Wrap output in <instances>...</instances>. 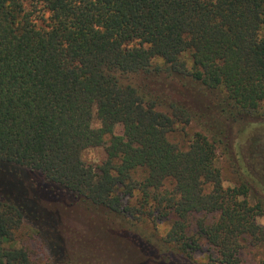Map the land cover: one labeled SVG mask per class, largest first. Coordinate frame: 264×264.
Returning <instances> with one entry per match:
<instances>
[{
	"label": "trees",
	"instance_id": "16d2710c",
	"mask_svg": "<svg viewBox=\"0 0 264 264\" xmlns=\"http://www.w3.org/2000/svg\"><path fill=\"white\" fill-rule=\"evenodd\" d=\"M263 103L264 0H0V264H33L9 244L24 226L51 264L194 263L130 228L96 241L59 222L96 209L170 219L167 242L242 264L264 227L216 160Z\"/></svg>",
	"mask_w": 264,
	"mask_h": 264
},
{
	"label": "rangeland",
	"instance_id": "374dc122",
	"mask_svg": "<svg viewBox=\"0 0 264 264\" xmlns=\"http://www.w3.org/2000/svg\"><path fill=\"white\" fill-rule=\"evenodd\" d=\"M197 98V95H194ZM194 97V101L196 100ZM199 102L198 100L196 103ZM196 105V106H195ZM198 104L194 106L197 107ZM93 126L99 127L100 121L94 117ZM187 130L193 132L197 130L196 124L190 125ZM114 133L123 135L124 128L117 124ZM183 134L178 128L169 134L172 142L184 143ZM109 138V137H108ZM228 155L221 151L217 154V165L222 171V180L225 187L240 186L245 184L248 189V201L252 210L257 212L256 223L264 227V103L260 112L255 115L244 116L236 121L231 129L228 144ZM107 158L105 146H95L85 149L82 153L84 164L97 166ZM141 178V174L136 175ZM136 195L129 199V205L134 204ZM126 207L125 200L121 201ZM107 210L96 209L93 212L82 215L80 210L66 211L60 214L59 222L67 227H77L90 235L93 240H106L116 233H126V229H133L143 237H146L155 245L159 251H167V248L178 253L188 254L193 264H224L219 257L217 250L205 240L201 241V248L196 251H184L177 245L167 242L166 237L171 228L170 219L164 220L158 217L142 216L136 219L132 216L117 218ZM199 218V217H196ZM127 221V223L125 222ZM197 220H194V223ZM193 231L194 227H190ZM193 235V234H192ZM129 237V236H128ZM16 247H25L31 255L33 264H51L46 251L41 248L33 236L32 229L22 227L15 231L14 240L9 243ZM147 255L136 254L134 259L139 264H153ZM242 264H264V241L254 240L247 237L242 241L240 251ZM149 260V261H148ZM148 261V262H146Z\"/></svg>",
	"mask_w": 264,
	"mask_h": 264
}]
</instances>
